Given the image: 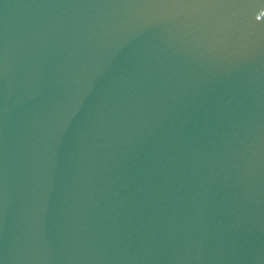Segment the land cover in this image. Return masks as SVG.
Returning a JSON list of instances; mask_svg holds the SVG:
<instances>
[{
	"label": "water",
	"instance_id": "obj_1",
	"mask_svg": "<svg viewBox=\"0 0 264 264\" xmlns=\"http://www.w3.org/2000/svg\"><path fill=\"white\" fill-rule=\"evenodd\" d=\"M0 264H264V0H0Z\"/></svg>",
	"mask_w": 264,
	"mask_h": 264
}]
</instances>
